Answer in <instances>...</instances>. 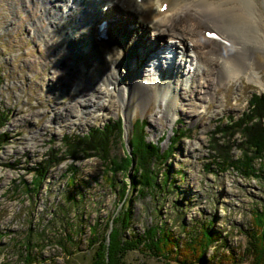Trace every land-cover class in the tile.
<instances>
[{
  "label": "rangeland",
  "instance_id": "1",
  "mask_svg": "<svg viewBox=\"0 0 264 264\" xmlns=\"http://www.w3.org/2000/svg\"><path fill=\"white\" fill-rule=\"evenodd\" d=\"M44 10L42 0H0V133L4 132L0 147V264H91L95 251L107 253L112 220L126 208L130 214L125 218V236L162 227L170 232L172 251L177 252L188 240V231L205 224L214 234L204 252L207 264H249L243 251L249 232L260 231L254 212L264 204V171L260 170L264 158H255L258 176H246L231 165L219 168L215 160H221L224 149L230 150L236 161L244 151L249 155L245 131L237 126L225 128L222 121L229 116L238 119L248 111L250 96L264 93V71L259 70L256 78L244 73L223 78L216 87L208 86L211 95L203 92L211 98L201 95L206 86L202 87L205 81L199 75L195 78L199 86L192 85L189 78L181 88L175 83L164 85L166 89L156 90L150 103L136 108L125 120L127 114L115 94L104 99L101 94L84 95L85 89L73 88L78 75L75 62L70 61L69 48L73 46L61 40L67 27L59 31L66 19L50 17L51 12ZM129 30L127 36L132 35L133 27ZM83 43L73 45L77 51L80 47L85 51ZM175 50L179 57L182 50L178 45ZM186 54L187 63L180 66L184 76L174 71L175 79L189 75L188 63L193 60L191 52ZM155 63L153 60L154 67ZM148 66L139 59L128 60L124 73L139 70L141 81L161 80L160 72L152 74ZM142 86L151 88L147 83ZM84 97L87 105L81 106ZM168 99L171 108L167 109ZM109 118L119 119L121 130L111 133L105 157L95 151H80L73 159L61 151L64 134L87 133ZM135 121L141 123L142 137L160 151L173 144L164 164H158L163 173L164 166L169 168L167 179L164 181L159 172L153 188L142 185L134 161L127 173H115L117 183L106 180L111 173L105 163L118 160L131 149ZM52 149L60 160L34 185L31 169L48 159ZM22 180L28 185L26 190ZM121 182L127 185L124 196L119 190ZM16 185L18 192L14 191ZM152 252L127 250L122 261L177 264L169 254Z\"/></svg>",
  "mask_w": 264,
  "mask_h": 264
},
{
  "label": "bare ground",
  "instance_id": "2",
  "mask_svg": "<svg viewBox=\"0 0 264 264\" xmlns=\"http://www.w3.org/2000/svg\"><path fill=\"white\" fill-rule=\"evenodd\" d=\"M42 1L50 17L62 15L66 19L59 31L67 27L61 40L73 46L69 48L70 61L75 62L78 72L73 88L85 89L84 95L101 94L104 99L115 94L127 114L125 120L136 108L150 103L156 90L166 89L164 85L181 88L189 78L192 85L199 86L195 82L199 75L205 81L202 87L206 86L201 95L211 98L203 92L211 95L208 86L216 87L223 78H233L238 73L256 78L259 70L264 71V0ZM131 27L136 34L127 36ZM209 32L219 38H210ZM79 41L84 42L85 51L81 47L76 50ZM177 45L182 50L179 57ZM186 52H191L193 60L188 63L189 75L175 79L174 71L183 74L180 66L187 63ZM136 59L140 64H149L152 74L158 70L166 78L160 75L161 80L146 82L140 80L139 70L124 73L126 62ZM146 83L151 88L142 86ZM175 94L173 90L172 96ZM86 101L84 97L79 104L86 106Z\"/></svg>",
  "mask_w": 264,
  "mask_h": 264
},
{
  "label": "trees",
  "instance_id": "3",
  "mask_svg": "<svg viewBox=\"0 0 264 264\" xmlns=\"http://www.w3.org/2000/svg\"><path fill=\"white\" fill-rule=\"evenodd\" d=\"M247 110L248 111L244 110L238 119L229 116L222 122H225V128L237 126L239 129L241 127V129L245 131V137L247 138L246 142L249 143V155L244 151L243 155L240 157L241 159L236 161L237 159L233 160L232 156L229 155L230 150L224 149L221 160L216 159L215 164L219 168H226V166L231 165L243 172L246 176L252 174L258 176L254 171V164H256L255 158H258L259 155L264 158V93H253L248 99ZM245 118L249 120H245ZM118 121L119 119L113 120L109 118L103 122L102 125L96 124L89 128L87 133L64 134L62 136L63 147L61 151L66 152L73 159H75L76 153L80 151L86 153L95 151L103 154V157H105L111 133L116 130H121ZM248 122L249 124H247ZM260 123H263V125L260 126ZM140 124L141 123L138 121L133 123V129L129 139V144L131 146L130 151L126 152L124 156L118 160L111 159L108 161L109 163H105L107 169L111 173V178H106L107 182L110 184L114 181V183L118 182H116L114 176L118 171L122 174L128 172L129 166H132V161H134V169H136V171L138 170L140 173V178L143 182L142 185L153 188V186L156 185L155 179L159 172L164 175V181L167 179V171H169V168L164 166L166 172L164 171L163 173L162 168H160L158 164H164L168 155L172 152L173 144L164 151H160L156 144L149 143L142 137V127ZM0 126H2L1 121ZM178 131L177 129L175 133ZM3 133H0V147L4 141ZM175 142L176 139L172 141V143ZM52 151L54 153H48V159L39 162L36 167H32V183L34 185L41 181L42 177L45 176L46 169L51 166L52 163H56L60 160V157L58 158L59 155L54 156L56 155V150L52 149ZM233 161H236V163H233ZM260 170L264 171V161ZM22 181V188L27 189L28 185L24 180ZM34 185L33 187H35ZM119 186L121 195L124 196L127 185L125 182H121ZM18 189L19 186L16 185L14 191L18 192ZM129 214L130 210L126 208L125 211H122V216L119 215V218H113V225L109 232V240L106 248L107 253L104 255V251L102 250L100 252L95 251L94 254H92L91 264H125L122 261L123 252L132 249H146L149 252L153 251L157 254L159 252H164L166 256L169 254L168 258H175L177 264H207L204 252L208 248V244L214 239V234L207 225L200 224L199 230L197 228L196 230L188 231V240H184L183 245L181 244L182 247H179L177 252H174L171 248L173 239L171 240L170 238L172 242H169L168 236L170 232L164 230L162 227L153 226L146 229L142 234L130 233L129 236H125V233L123 234L122 232L125 226H127L125 218H127ZM254 222L256 223L255 225L259 227L260 231L259 234L249 232L243 255L247 257L249 264H264V204L255 210ZM103 245L104 243L102 246ZM171 252L175 253V256L173 255L172 257L170 255Z\"/></svg>",
  "mask_w": 264,
  "mask_h": 264
}]
</instances>
